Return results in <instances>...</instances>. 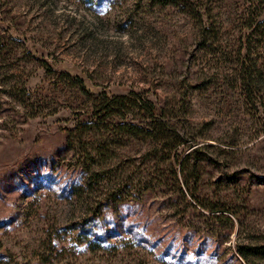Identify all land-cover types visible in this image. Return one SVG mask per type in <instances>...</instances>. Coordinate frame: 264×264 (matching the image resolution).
<instances>
[{
	"label": "rangeland",
	"instance_id": "obj_1",
	"mask_svg": "<svg viewBox=\"0 0 264 264\" xmlns=\"http://www.w3.org/2000/svg\"><path fill=\"white\" fill-rule=\"evenodd\" d=\"M250 17L264 2L0 0V264H264ZM132 92L164 134L136 100L97 113Z\"/></svg>",
	"mask_w": 264,
	"mask_h": 264
},
{
	"label": "trees",
	"instance_id": "obj_2",
	"mask_svg": "<svg viewBox=\"0 0 264 264\" xmlns=\"http://www.w3.org/2000/svg\"><path fill=\"white\" fill-rule=\"evenodd\" d=\"M262 2H264V0H260ZM253 6V5H252ZM251 6V7H252ZM249 8V12H252L254 10H252V8ZM259 17V15H257ZM258 17H250L248 19V32H247V42L249 43L248 45V50L247 52H245V54L243 53V50L240 49V51L238 52V69L237 71V79H239V82L243 88V90L246 93H250V95L252 96H256L257 91L261 90V84L263 82L264 79V65H262L263 67L259 66V61L255 58H253L254 56V52L252 51L253 49L250 48V45L252 46L253 43V38L257 36H261V42L264 43V22L262 23H258L257 20L259 19ZM257 22L258 24L256 26H254L253 24ZM261 28H263L261 30ZM209 27L207 25L203 26L202 31H201V37L203 39H206L208 37L209 34ZM244 45V44H243ZM134 97H129V96H117V97H111L108 94H104L103 96V104L98 108V114H104L105 116H109L112 113V110H116L118 108H120L121 106L124 105L123 101L124 100H136L139 101L138 106H140L141 108L145 109L147 112L150 113V115L152 116V124L151 127L152 131H154L155 133H159V134H164L165 133V127L163 124H165V122L163 120H161L158 115H156L155 112V107L154 104L152 102H146L144 103L143 101H141V98L139 94H137L136 92H132L131 94ZM161 120V121H158ZM154 135V134H152ZM156 135V134H155ZM156 139V138H155ZM166 139V138H165ZM157 141H162L161 139ZM173 146L169 147V151L172 150ZM199 151V147L194 148L188 155H187V159L193 157L196 152Z\"/></svg>",
	"mask_w": 264,
	"mask_h": 264
}]
</instances>
